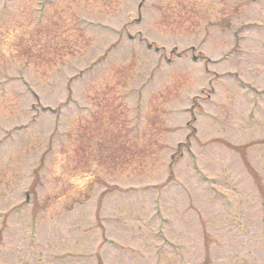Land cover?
<instances>
[{"label":"rangeland","instance_id":"obj_1","mask_svg":"<svg viewBox=\"0 0 264 264\" xmlns=\"http://www.w3.org/2000/svg\"><path fill=\"white\" fill-rule=\"evenodd\" d=\"M0 264H264V0H0Z\"/></svg>","mask_w":264,"mask_h":264}]
</instances>
